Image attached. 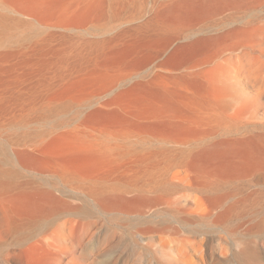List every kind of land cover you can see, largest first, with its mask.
<instances>
[{
	"label": "bare ground",
	"instance_id": "6f19581e",
	"mask_svg": "<svg viewBox=\"0 0 264 264\" xmlns=\"http://www.w3.org/2000/svg\"><path fill=\"white\" fill-rule=\"evenodd\" d=\"M241 1L247 0H168L152 24L158 35L167 32V36L142 38L137 27L98 45L100 53L93 67L80 73L62 70L53 75L56 80L51 85H44L42 80V107L90 109L74 129V134L83 136L87 143L65 145L60 144L59 137L41 138V142L46 141L44 146L29 143L27 148L13 151L19 167L57 175L78 185L87 183L84 192L106 212L141 215L153 207L175 203L182 208L197 206V218L212 215L216 222L231 218L243 199L227 202L239 189L226 182L264 175V133L209 140L246 111L247 104L240 99L245 84L257 86L264 79V39H260L264 26H241L249 28H239L238 32L243 38L251 36L252 44H237L225 63L213 68L210 65L219 55L206 58L200 65L183 64L192 54L208 48L213 38H182L200 30L194 25L196 20ZM253 46L258 47L257 55L252 53ZM140 52L150 53L144 66L167 53L184 73L153 75L114 92L119 84L138 75L114 73V68ZM4 83L0 76V86ZM90 84L101 85L87 92ZM152 142L158 145L150 147L148 143ZM55 145H59L56 149L60 153L78 151L77 156H44L48 149L54 152ZM180 182L197 193L184 203L171 195ZM0 194L7 197L9 228L20 236L52 216L73 209L52 189L34 181H11L2 171ZM140 238L158 249L160 264H208L217 257L205 239L159 234ZM238 253L252 258L246 247H239Z\"/></svg>",
	"mask_w": 264,
	"mask_h": 264
},
{
	"label": "rangeland",
	"instance_id": "374dc122",
	"mask_svg": "<svg viewBox=\"0 0 264 264\" xmlns=\"http://www.w3.org/2000/svg\"><path fill=\"white\" fill-rule=\"evenodd\" d=\"M167 2L0 0V76L5 82L0 86V171L6 172L11 181H34L52 189L73 205L71 211L60 212L20 236L9 228L7 197L0 194V264H160L158 249L140 238L156 234L177 239L205 236L217 254L216 260L208 264H264V175L226 182L239 189L227 202L241 198L243 203L231 218L216 222L212 215L194 216L199 211L197 206L182 208L175 203L153 207L141 215L102 211L84 192L87 183L78 185L57 175L22 169L13 157V151L25 149L29 143L44 146L46 141L40 140L44 137L47 140L59 137L60 144L65 145L87 143L83 136L74 134V129L90 109L42 107L39 98L44 89L42 80L44 85H51L56 80L53 75L62 70L69 68L80 73L93 67L100 53L98 45L110 37L127 35L137 27L141 28L138 36L142 38L167 36V32L158 35L152 26L158 18L156 14ZM224 7L227 8L196 20L194 25L200 30L182 38L187 41L210 36L214 40L208 48L186 58L184 66L200 65L206 58L219 55L210 65L218 67L237 44H252L251 36L243 38L238 32L241 26H264V0L232 2ZM261 46L264 48V40ZM253 48L252 53L257 55L258 47ZM149 55V52L136 53L114 68V73L138 74L119 84L114 92L153 75L184 73V68L175 66L167 53L144 66ZM100 85L90 84L86 91L96 90ZM240 99L247 104L244 114L209 141L264 133V79L257 86L246 83ZM58 146H53L54 152L48 149L44 156L58 159L77 156L78 151L60 153ZM194 194H197L194 188L180 182L171 195L184 203ZM219 238L223 242L217 244ZM239 247H246L252 258L239 254ZM193 259L197 260L194 256Z\"/></svg>",
	"mask_w": 264,
	"mask_h": 264
},
{
	"label": "clouds",
	"instance_id": "9594fccd",
	"mask_svg": "<svg viewBox=\"0 0 264 264\" xmlns=\"http://www.w3.org/2000/svg\"><path fill=\"white\" fill-rule=\"evenodd\" d=\"M205 238V236L203 237V239ZM223 241L219 238V241L217 242V244L222 243Z\"/></svg>",
	"mask_w": 264,
	"mask_h": 264
}]
</instances>
